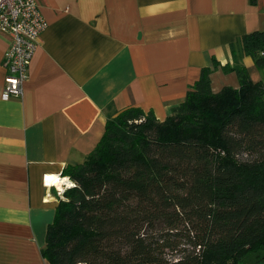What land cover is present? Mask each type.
<instances>
[{
    "label": "trees",
    "instance_id": "1",
    "mask_svg": "<svg viewBox=\"0 0 264 264\" xmlns=\"http://www.w3.org/2000/svg\"><path fill=\"white\" fill-rule=\"evenodd\" d=\"M255 2V0H251ZM238 86L201 68L163 120L128 106L62 170L41 255L50 264H242L264 252V29L230 45Z\"/></svg>",
    "mask_w": 264,
    "mask_h": 264
},
{
    "label": "crops",
    "instance_id": "2",
    "mask_svg": "<svg viewBox=\"0 0 264 264\" xmlns=\"http://www.w3.org/2000/svg\"><path fill=\"white\" fill-rule=\"evenodd\" d=\"M37 3L48 25L19 98H1L10 36L0 33V264H50L41 248L59 198L45 176L71 186L63 168L84 161L108 118L135 106L163 120L213 59L212 90L237 87L221 69L230 45L264 29V0Z\"/></svg>",
    "mask_w": 264,
    "mask_h": 264
},
{
    "label": "built area",
    "instance_id": "3",
    "mask_svg": "<svg viewBox=\"0 0 264 264\" xmlns=\"http://www.w3.org/2000/svg\"><path fill=\"white\" fill-rule=\"evenodd\" d=\"M47 25L37 0H0V33L10 36L3 57L5 76L2 99L19 98L23 95L28 65L37 47L38 37ZM53 181L54 179L50 184L55 186L56 193H62L63 186H58Z\"/></svg>",
    "mask_w": 264,
    "mask_h": 264
},
{
    "label": "rangeland",
    "instance_id": "4",
    "mask_svg": "<svg viewBox=\"0 0 264 264\" xmlns=\"http://www.w3.org/2000/svg\"><path fill=\"white\" fill-rule=\"evenodd\" d=\"M257 73L261 76L260 78L264 79V69H256ZM258 75H256L255 70L252 72V78L256 79ZM260 80L262 83H264V81ZM61 186H63V191H64V184H62ZM62 191V192H63ZM56 192V190H55ZM242 264H264V252H260V253H251L249 255H247L245 261Z\"/></svg>",
    "mask_w": 264,
    "mask_h": 264
},
{
    "label": "bare ground",
    "instance_id": "5",
    "mask_svg": "<svg viewBox=\"0 0 264 264\" xmlns=\"http://www.w3.org/2000/svg\"><path fill=\"white\" fill-rule=\"evenodd\" d=\"M54 179V184H59L60 183V178L56 177V176H48V183L50 184L52 182V180ZM63 180V179H62ZM68 183L70 184V182L68 181ZM71 185V184H70Z\"/></svg>",
    "mask_w": 264,
    "mask_h": 264
}]
</instances>
